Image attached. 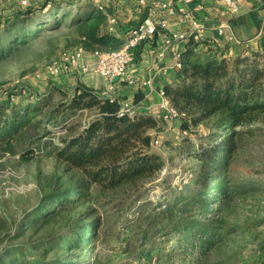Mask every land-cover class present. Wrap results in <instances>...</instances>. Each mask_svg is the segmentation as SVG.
I'll return each mask as SVG.
<instances>
[{"label": "trees", "instance_id": "obj_1", "mask_svg": "<svg viewBox=\"0 0 264 264\" xmlns=\"http://www.w3.org/2000/svg\"><path fill=\"white\" fill-rule=\"evenodd\" d=\"M71 2L48 0L41 6L18 7L9 18L0 19V28L6 23L5 31L10 34L15 31L18 41L25 40L27 34L23 33L30 26L43 27ZM126 5L132 9L135 6ZM98 10L91 8L73 19L72 24L78 25L83 43L88 48L103 49L121 45L131 29L126 27L125 17H119L115 30L104 29L107 12ZM109 14H115L113 9ZM92 20L95 22L89 24ZM61 21L55 22L56 28ZM260 41V49L203 61L193 59L194 47L199 42L188 40L182 52V79L176 85L167 86L165 91L172 103L187 113L185 129L202 121L212 122L206 136L208 142L196 153L201 162L197 175L199 188L174 204L165 207L161 204L145 217L135 218L136 225L140 226L139 230H133L141 241L139 246L151 243L153 251L175 245L174 254L183 252L182 264H202L208 261V255L225 235L238 230L228 221L224 210L241 192L237 177L243 170L237 161L242 138L237 127L256 121L264 113V83L261 82L264 33ZM62 91L65 98L46 112L38 100L25 105L10 97L0 101V141H8L37 126L39 121L35 118L42 113L58 118L78 109L97 110L95 118L80 131L63 136L62 145L51 144L56 157L68 169H77L83 179L53 190L26 214L16 231L9 234V241L0 248V264H83L82 260H74L79 253L74 251L91 249L92 243L100 238L102 218L94 216L93 208L77 214H72V210L88 195L90 185L98 184L106 189L136 185L162 167L161 156L146 148L152 139L145 134L146 127L156 124L154 118L141 112L121 113L119 97H102L84 84H78L71 94ZM141 99L138 96L136 101ZM51 224L55 226L47 228ZM124 249L127 253L133 251L130 245ZM90 251L94 254L93 264H101L100 252ZM110 262L108 259L103 264Z\"/></svg>", "mask_w": 264, "mask_h": 264}, {"label": "rangeland", "instance_id": "obj_2", "mask_svg": "<svg viewBox=\"0 0 264 264\" xmlns=\"http://www.w3.org/2000/svg\"><path fill=\"white\" fill-rule=\"evenodd\" d=\"M47 1L27 0V4H22V0H0V19L9 18L18 7L41 6ZM71 1L59 11L57 17L48 19L43 27L32 25L24 31L23 34H27L25 40L18 41L15 31L12 34L5 31L6 23L0 28V98L10 97L22 105L38 100L45 112L53 109L65 98L64 92L54 83L56 80L47 79V83L41 84L43 79L38 74H41L44 67L63 50L80 46L87 49L79 34L78 25L72 24L76 14L85 13L91 8L99 9L98 2L104 4V13L107 12V15L103 20V27L107 29L110 28L109 13L112 7L121 2ZM122 1L135 5L131 11L135 15L134 19H140L144 14L150 13V10H156L151 4L160 0H145V4H141L140 0ZM242 2L247 4L250 1ZM120 9L118 6L114 12L118 21L119 17L123 18L127 12L124 11L125 8L122 11ZM219 17L214 16L212 20ZM57 20L62 21L56 28ZM93 22L95 21L92 20L89 24ZM260 22L264 26V21ZM215 23L210 21L209 28L216 26ZM234 34L239 40L243 38V35L236 32ZM13 41L15 42L12 43ZM198 42L194 47L193 59L203 61L211 57L221 59L228 45L234 47L233 53L228 52L229 55H226L228 58L251 49H260V46L255 44L248 43L250 45L247 46V42ZM250 58L253 60L254 57ZM232 65L233 62L230 66ZM243 66L244 64H240V67ZM81 75L77 74L76 78L79 79ZM261 82L264 83V76ZM124 102L132 103L131 100ZM135 109L136 112L143 111L139 106ZM47 114L48 112L37 115V126L14 135L8 141H0V248L9 241V234L16 231L26 214L36 208L45 196L57 188L83 179L77 169H68L56 157L51 144L61 145L63 136L70 135L72 131H80L84 124L95 118L97 110L78 109L58 118H50ZM144 115L156 120V124L146 127L145 134L152 138L146 148L161 156L162 167L136 185L106 189L98 184H91L88 195L72 210V214H77L87 208H93L96 211L94 216L102 218L100 238L92 243L90 249L100 252L101 264L108 259H111L109 264L183 262V252L174 254L175 245L153 251L151 243L144 247L139 246L141 241L134 233L140 226H137L134 220L152 213L161 204L163 207L166 204H174L180 197L187 196L199 188L197 175L201 162L196 153L203 143L208 142L206 136L212 128V122L202 121L198 125H191V129L185 134L184 119L175 121ZM237 129L241 130L239 136L242 138L237 161L243 170L237 177L241 192L228 203L224 212L228 221L238 230L225 235L208 255V261H203L202 264H264V113L260 114L256 121L240 125ZM64 213L68 214L66 211ZM127 224L132 227H127ZM53 226L55 224L47 228ZM128 245L133 249L131 253L125 252L124 248ZM90 250L74 251L79 252L74 260L93 264L94 254ZM140 252L142 254H139Z\"/></svg>", "mask_w": 264, "mask_h": 264}, {"label": "built area", "instance_id": "obj_3", "mask_svg": "<svg viewBox=\"0 0 264 264\" xmlns=\"http://www.w3.org/2000/svg\"><path fill=\"white\" fill-rule=\"evenodd\" d=\"M207 1V0H206ZM206 1L199 0H160L153 2L151 5L156 7L154 13H148L143 16L137 25L132 27L123 41L117 48H95L91 56L93 61L87 59V49L83 46L65 49L58 56L54 57L44 68L41 79H55L61 75L71 73L87 74L96 72L99 74L107 86L103 91L105 97L116 98V81L125 79L131 83L134 82L129 67L135 60L134 50L138 49L144 42L151 39L159 30H165L166 38L164 48L159 53V59H163L166 50H175L176 65L183 69L181 45L193 39L198 42L206 37L209 30V22L207 18H200L196 15L197 11H201L206 6ZM211 3L221 2L225 12L229 16H238L244 12H256L264 8V0H252L244 4L242 0H208ZM141 4H145V0H140ZM22 4H27V0H22ZM97 7L101 11H105L106 5L98 2ZM110 29L115 30L118 17L115 14L109 16ZM174 19H179L187 25L183 31H172L171 23ZM229 22L224 21L216 26L217 35L223 36L228 32ZM230 30V29H229ZM228 37L231 41L242 43L235 34L230 31ZM215 38L209 39L215 42ZM152 78L143 82L144 86L151 87ZM163 96H167L166 91L161 90ZM2 98H0V101ZM136 105L121 100V113L135 114ZM161 118L165 120L184 119L187 113L180 110L170 101H162L160 104ZM88 111L87 108L83 109ZM184 133H188V129H184ZM157 143L159 140L156 141ZM61 145L63 143H60Z\"/></svg>", "mask_w": 264, "mask_h": 264}, {"label": "crops", "instance_id": "obj_4", "mask_svg": "<svg viewBox=\"0 0 264 264\" xmlns=\"http://www.w3.org/2000/svg\"><path fill=\"white\" fill-rule=\"evenodd\" d=\"M200 1L205 2L206 0H199V2ZM126 4L127 2L121 0V2L116 3L115 6H119L121 11L124 8L126 9L124 11H127L126 14L128 15L125 14L126 16H124V22L127 28H132L139 23L141 18L134 19L135 15H133V12L131 11V6ZM116 7H112L113 12H115ZM154 12L155 10H150V13ZM196 15L200 18H207L209 24L210 21L216 22L214 24L216 26L225 20L229 22L230 28H228L226 35L218 36L216 26H214L209 28L203 42L207 41L210 43L211 41H209V39L215 38V42L211 43H216L218 40L220 42L224 41L228 43V40L231 41L228 37V33L232 31L233 33L236 32L239 35H243L241 42H247V46L250 44H255L256 46L260 45V40L264 33V26L260 22L261 20L264 21V8L258 10L255 14L247 11L238 16H229L225 12L221 2L211 3L207 0L205 8L201 11H197ZM214 16L220 17L216 20H212ZM186 28V24L181 22L179 19H174L171 23L170 29L172 31H183ZM166 33L167 32L165 30H159L151 39L144 42L138 49L134 50L135 60L129 67V72L134 80L133 83L125 79H119L116 81V97H119L122 101L131 100L133 104L143 109V111H140L141 114H149L153 115V117L161 116L160 104L162 101L168 100L172 103L170 96H163L161 94V90H165L167 86L178 84L183 75V69H180L176 65L174 49L166 50L165 57L163 59H159V53L164 48ZM187 42L188 41L181 45L182 52L186 49ZM95 48L97 47H87V59L90 61H93L91 53ZM233 48L234 47L232 45L226 46V51H224L225 55L233 53ZM149 78L153 79L151 87L144 86L143 82ZM54 80H56L54 83L57 85L58 89L65 90L70 94L74 91L78 84H84L94 89L102 97H104L103 91L107 86L104 79L96 72L82 74L79 79L76 78V75L67 73L55 78ZM46 81L47 79H43L40 83L45 84ZM138 96H142V99L137 102L136 98Z\"/></svg>", "mask_w": 264, "mask_h": 264}]
</instances>
